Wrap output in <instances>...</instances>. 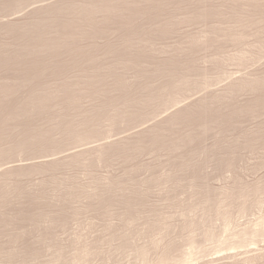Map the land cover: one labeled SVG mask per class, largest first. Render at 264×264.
Wrapping results in <instances>:
<instances>
[{"label": "rangeland", "instance_id": "obj_1", "mask_svg": "<svg viewBox=\"0 0 264 264\" xmlns=\"http://www.w3.org/2000/svg\"><path fill=\"white\" fill-rule=\"evenodd\" d=\"M49 1L0 0V264H204L263 243L264 0L31 12Z\"/></svg>", "mask_w": 264, "mask_h": 264}, {"label": "bare ground", "instance_id": "obj_2", "mask_svg": "<svg viewBox=\"0 0 264 264\" xmlns=\"http://www.w3.org/2000/svg\"><path fill=\"white\" fill-rule=\"evenodd\" d=\"M62 2V0H50L49 2H45V3H42V4H39V5H35L34 7H32V10H31V12L33 11V12H35V11H40V10H49L51 7H54L55 8V6H57V5H59L60 3ZM86 6V5H85ZM60 7V6H59ZM58 7V8H59ZM58 8H55V10L57 9L58 10ZM86 8H87V6H86ZM23 15H15V16H13V17H9V19H7L6 21L5 20H3L2 22L4 23V24H6V25H10V24H20V23H22L23 22ZM23 25V24H22ZM17 26V25H16ZM239 77V76H238ZM237 78V77H236ZM191 104H193V103H191ZM190 104V105H191ZM192 107H193V105H191ZM182 108V107H181ZM181 108H176L175 110H172L170 113H171V115H169V118H171V116H173L172 117V120L173 119H175V117H178L180 114H181V112H182V110H181ZM194 108V107H193ZM187 109V108H186ZM168 117V115H166V118ZM165 118V119H166ZM180 118V117H179ZM171 120V121H172ZM174 121V120H173ZM157 124H159V123H157ZM156 124V125H157ZM147 126V125H146ZM153 127H156V126H154V124L152 125H150V126H147V127H142V129H140V130H138V133L139 132H144V131H146V130H151ZM142 134V133H141ZM133 135V134H132ZM136 135V134H135ZM138 135V134H137ZM114 139V138H113ZM113 139L112 140H110L109 142L108 141H104V142H102V143H96V144H91L90 146H87V147H79L78 149H73L72 151H69L67 154H63L62 156H59V157H53V158H45L44 160H34L33 162L31 161L30 163H20V164H12V165H7L8 167L5 169V170H10V169H14V168H17V167H23V166H44V165H47V164H50V163H53L54 161H58V160H60V159H64V158H67V157H70V156H76V155H81L82 153H84V152H87V151H91V150H93L94 152H95V150L96 151H99V150H101V149H103L104 147H110L111 146V144H113L114 145V143L116 144L118 141H113ZM130 139V138H129ZM116 140V139H115ZM120 141V140H119ZM112 145V146H113ZM108 147V148H109ZM76 158V157H75ZM65 160V159H64ZM5 168V167H4ZM25 168V167H24ZM29 168V167H28ZM264 223V222H263ZM248 228V227H247ZM258 242V241H257ZM254 243V242H253ZM233 249V248H232ZM261 250V251H260ZM262 250H264V242L262 243H260L259 242V244H256V245H250V243L249 244H245V245H242V246H240L239 248H235V249H233V250H231V248H230V250H223V251H225V252H223V253H220V254H217V255H211L210 257H205L204 259L202 258L201 260H202V262L205 264V263H210V264H223L228 258H231V257H238L239 256V258L241 257V256H247V254L249 255V256H252V255H250V254H252V253H254V255H255V253L258 251H260L261 253L263 252ZM257 252V253H258ZM218 253V252H217ZM250 253V254H249ZM216 254V253H215ZM237 257H236V259H237ZM233 259V258H232ZM200 260V261H201ZM228 260H230V259H228ZM227 260V261H228ZM226 263V262H225ZM224 263V264H225Z\"/></svg>", "mask_w": 264, "mask_h": 264}]
</instances>
